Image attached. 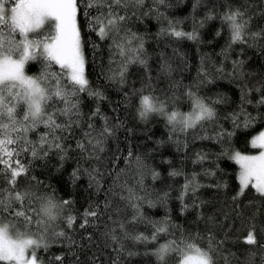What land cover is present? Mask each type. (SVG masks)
<instances>
[{
	"label": "snow or ice",
	"instance_id": "1",
	"mask_svg": "<svg viewBox=\"0 0 264 264\" xmlns=\"http://www.w3.org/2000/svg\"><path fill=\"white\" fill-rule=\"evenodd\" d=\"M153 4L154 7L144 11L148 7L146 0H0V264H45L40 251L64 242L71 251L76 245L72 232L77 223L81 229L89 226L101 229L104 247L116 253L115 257H109L110 264H121L125 252L128 256L135 254L128 248V241L155 245L146 254L155 257L156 264H232L237 258L232 249L239 247L241 240L250 246L246 250L247 264H255L257 259L264 264V243L260 240L264 234V131L251 141L261 149L258 155L229 153L240 165L238 189L230 200L225 198L219 206L213 204L208 213L204 209L209 202L197 195L200 188L220 192L228 185L220 181L202 184L201 173L189 176L178 169L168 172L173 178L184 176L185 182L177 197L179 214L194 212L195 228L177 223L168 211L161 219L145 214V204L151 208L166 206L169 192L157 193L153 198L143 185V167L134 188L119 184L115 173H110L115 178L108 185L105 172L98 166L104 163L106 145L124 122L118 116L110 118L102 112L101 103L108 99L103 90H90L85 76L87 45L82 43L78 14L83 16L89 33L95 36L90 42L92 50L102 56L107 48L108 72L103 74L107 86H118L125 105L130 103L140 120L148 122L154 116L160 117L168 129V140L177 138L178 150L180 136L203 129L206 123L218 118L216 105L223 103V99L201 96L199 85L196 91L193 86L181 91L179 82L175 81L166 89L160 87V82L171 76L167 61L160 64L159 73L153 79L144 38L132 29L134 21L158 13L167 0H153ZM201 4L207 11L200 27L205 21L218 18L221 27L227 28L228 39L220 53L224 60L235 44L260 47L264 52V27L251 30L250 5L236 6L233 0H196L193 7ZM258 14L264 16V10ZM162 17L160 13L157 19ZM167 24L158 35L198 39L195 29L179 30L178 21L168 20ZM216 35L220 36L221 32L217 31ZM30 61L41 65L35 75L25 71ZM243 65V60H233V73L229 75L239 72L243 78L240 71ZM133 66L143 69L141 86L137 88L133 83L128 91L125 89ZM223 70L222 65L216 72ZM209 77L210 73L201 69L199 84L211 83ZM242 92V104L254 105L259 110V118L264 119V80L245 84ZM84 93L95 102V107L87 112L83 108L81 94ZM185 98L190 104L186 112L181 110ZM112 111H118L117 106H112ZM226 118H231L234 124L241 119L245 124L257 119L243 106ZM134 156L129 149L128 158ZM53 158L56 163L50 164ZM207 158V154L198 152L193 163H203ZM72 159L77 166L70 173L71 183L75 184L83 176L88 179L89 204L82 212L75 208L74 199L57 196L51 184L36 171L51 167L61 172ZM81 159L95 164L82 169ZM124 159L117 148L107 161V169ZM135 159L140 161L141 157L135 156ZM150 175L153 181L160 177L155 169ZM217 175L211 167L203 171L205 177ZM249 192L254 195L245 203L241 197ZM141 224L151 228L150 235L139 231ZM100 237L95 231L90 232L88 245L99 248L98 243L91 242ZM73 256L74 264H97L94 255L90 261L81 258L86 253ZM64 259L54 255L46 264H64Z\"/></svg>",
	"mask_w": 264,
	"mask_h": 264
},
{
	"label": "trees",
	"instance_id": "2",
	"mask_svg": "<svg viewBox=\"0 0 264 264\" xmlns=\"http://www.w3.org/2000/svg\"><path fill=\"white\" fill-rule=\"evenodd\" d=\"M236 6L247 3L250 5V15L253 16L251 30H257V26L264 27V16L258 13L264 10V0H233ZM196 0H167V4L159 9L158 13H152L149 16L141 17L132 23L133 31H137L144 38V47L153 79H156L159 73V66L162 62L167 61L171 67V76L165 77L160 82L161 88H168L170 82H179L180 90L183 91L188 86H193L196 91V85H199V94L207 96L211 99H223V103L216 105L218 118L211 123H206L203 129L191 130L186 136H180L179 150L173 141L168 140V129L165 127L164 121L160 117H152L148 122L140 120L136 114L135 108L129 103L125 105L123 100V92L118 90L117 85L107 86L104 79V73L108 72V54L107 48L98 56L91 47V41L95 39L94 34H90L85 26L83 16L78 14L77 25L82 28V43L86 44L85 48V76L89 80L90 90L99 88L103 90L108 97L101 103V110L110 118L118 116L124 122V126L116 132V136L106 145L105 160L102 165H98L105 172V179L108 185H112L115 178L110 173L119 176L118 183L127 186L136 187L139 180V172L143 167L144 187L153 194L169 192L168 203L166 206L160 205L154 208L144 205L145 214L152 219H161L165 212H171L173 219L185 227L192 226L195 228V213L189 211L184 216L179 214L180 202L179 196L181 185L184 184V176L170 177L168 172L171 169L182 170L191 176L194 172L201 173L199 179L202 184H209L220 181L228 185V187L220 192L214 188L202 187L198 192L200 200L208 201L204 211L209 212L211 206L222 202L225 198L231 199L238 189L239 181V164L229 155L235 151L243 153L255 152L258 147L251 144V138L254 134L264 129V119L259 118L258 111L254 105L242 104V95L247 89L245 84H256L257 81L264 80V52L260 47H247L243 44H235L228 53V59L220 55L225 47L228 39L227 28L221 27L220 19L207 20L203 27H200V21L204 20L207 9L204 4L194 8ZM148 7L144 11H148L154 7L153 0H146ZM220 9L218 8L217 11ZM163 14L161 19L157 16ZM178 21V29L185 32H197L198 39L188 40L186 38H176L168 35H158L160 29L167 28V21ZM217 31L221 32L217 36ZM103 60V63H101ZM233 60H243L244 65L242 71L244 77L239 75H229L233 73ZM223 65V72L217 73L216 69ZM41 65L36 61H30L25 66V71L29 75H35L39 72ZM201 69L210 73L209 79L211 83L205 81L199 84L201 79ZM132 75L129 77V86L125 89L130 91L131 84H135L137 88L141 86V77L143 69L138 66L131 68ZM83 97V108L87 112L90 108L95 107V102L88 98L87 94H81ZM171 95V93H169ZM251 98V96L249 97ZM112 106H117L118 111H112ZM241 106L251 112L257 119L247 124L243 119L238 124H234L229 117L230 113L239 112ZM182 111H189L190 104L187 98L182 101ZM99 123V121H98ZM127 129H132L131 132ZM203 137H213L207 139ZM163 141L164 143H158ZM185 143L187 147H185ZM119 148V155L125 157L124 160L116 161V166L107 169V161L112 154ZM131 149L135 156L141 157L137 161L134 157L128 158V150ZM207 154V159L203 163H193L197 153ZM56 160L50 162L55 164ZM94 161L86 159L80 160L81 168H91ZM76 160H69L61 172H56L55 168L41 170L37 168V175H40L47 183L51 184L56 190L57 196L67 197L75 200V208L82 212L88 207L90 190L88 188L87 176H83L81 180L75 184L70 181V173L75 168ZM209 167L217 171L215 177L203 176L204 169ZM155 169L160 173L158 180L153 181L150 172ZM254 193L249 192L245 197H241L247 203ZM96 197L93 195L92 197ZM191 202V201H189ZM259 217L257 224L259 226ZM96 232L100 237L101 229H94L89 226L87 229H81L79 223L75 225L72 236L76 241V245L69 251L67 242L55 244L48 250L40 251L41 259L45 261L54 255L65 257L64 264H74V256L80 253H86L82 259L91 260L94 255L97 258V264L102 261L103 264H110L109 257H115L116 253L111 248L104 247L103 237L99 240L93 239L91 243H98L99 248L90 247L87 242V236L90 232ZM139 231H144L147 235L151 234V228L141 224ZM261 243H264V234L260 237ZM164 240L161 239L160 243ZM128 248L135 253L128 256L125 252L122 256L121 264H156L155 257L146 253L153 248V244H133L131 241L126 242ZM250 246L243 244L241 240L239 247L233 248L237 258L233 259L232 264H247L246 250ZM255 264H260L259 259Z\"/></svg>",
	"mask_w": 264,
	"mask_h": 264
},
{
	"label": "rangeland",
	"instance_id": "3",
	"mask_svg": "<svg viewBox=\"0 0 264 264\" xmlns=\"http://www.w3.org/2000/svg\"><path fill=\"white\" fill-rule=\"evenodd\" d=\"M261 131H264V129L260 130V131L257 132L256 134H254V135L252 136V138H251V141H252L256 136H258V134H259ZM260 151H261L260 148H258V150L255 151V152H248V153H243V152H240V151H235V152L233 153V155H234L235 153L238 152V153H240L241 155H245V156H256V155L259 154ZM239 172H240V165H239Z\"/></svg>",
	"mask_w": 264,
	"mask_h": 264
}]
</instances>
